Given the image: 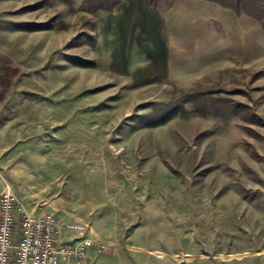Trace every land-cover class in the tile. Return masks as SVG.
I'll return each instance as SVG.
<instances>
[{
  "label": "rangeland",
  "instance_id": "rangeland-1",
  "mask_svg": "<svg viewBox=\"0 0 264 264\" xmlns=\"http://www.w3.org/2000/svg\"><path fill=\"white\" fill-rule=\"evenodd\" d=\"M82 1L0 0L7 95L0 159L12 192L37 216L52 212L61 224H81L107 243L112 235L123 248L165 242L188 254L186 264H264L260 24L237 16L254 33L239 40L237 25L206 23L196 34L213 39V50L188 62L183 25L162 20L159 35L179 53L176 65L167 74L133 77L122 40L114 44L121 37L105 32L120 4L88 14ZM175 1L159 0L162 19ZM139 35L148 51L159 38L146 29ZM211 96L217 106L226 98L229 111L198 103ZM174 102L179 111L167 112Z\"/></svg>",
  "mask_w": 264,
  "mask_h": 264
},
{
  "label": "crops",
  "instance_id": "crops-1",
  "mask_svg": "<svg viewBox=\"0 0 264 264\" xmlns=\"http://www.w3.org/2000/svg\"><path fill=\"white\" fill-rule=\"evenodd\" d=\"M237 16L235 12L233 13L212 2L202 0H176L174 7L164 17V21L167 22L168 26H171L174 22H179V24L183 25L182 30L185 32L182 41H188L185 50L188 51L190 56L188 62H192L202 57L206 52L213 50V39H208L209 36L205 34L198 35L205 27H210L206 23L210 24L213 21H222L230 28L237 25L241 33L239 40L243 39V32L247 35L248 31L242 26V21L245 23L249 21L242 20L241 17ZM181 18L185 20L183 23ZM108 19V23L113 20V24L109 30L105 28V32L107 31L108 35L115 39L118 38V35L121 37L119 40L116 39L114 44L122 40L119 50L124 55L122 61L126 62V73L133 75V77L144 76L145 74L146 76H153L157 73L163 75L164 73L167 74L172 65H176L175 56L179 53L172 54L171 51L169 52L166 41L163 36L159 35L157 15L153 7L148 5V0H124L118 6L117 12L110 13V18ZM189 27H191V30H188ZM145 29L149 31L150 36L154 40L155 37L160 38L156 39V44L151 51H148L150 48L149 45L145 46L144 49L142 46L143 42L139 39L141 37L139 35L140 32L143 34ZM186 31L193 32V36H187ZM196 31L198 34H196ZM145 34H147V31ZM250 34L253 36L254 33L252 30H250L247 36ZM102 39L107 41L108 38H100L98 40V47L103 45L100 43ZM134 50L138 53L142 51H148L149 53L144 57L141 56L142 54L136 55ZM134 55L137 57H134ZM183 60L179 58L178 62ZM140 61H144L145 63L141 65ZM183 62L186 61L184 60ZM143 65L146 66L145 69L139 68L138 71L135 70L138 67H145ZM5 74L6 69L2 59L0 60V106L2 102L7 100ZM1 78L4 80L2 81ZM1 87H3V92L1 91ZM3 114H7L6 108H3V110L0 108V116H3ZM5 147H9V145L2 146V148ZM5 164L6 158L4 160L0 159V195L7 189L12 191V183L10 184L12 175L10 176L6 168L4 169ZM24 200L21 201L23 202ZM23 206L28 213L36 215L37 210L31 207L28 201L27 203L23 202ZM111 236H106L108 237L106 240H109L108 243L100 237H91L94 241L103 243L106 249L104 251L98 248L92 250L90 253L91 259L85 262V264H186L187 260H189L187 258L188 254L183 253V256H179L176 251L172 252L165 242L136 244L135 242L132 243V241H129V245L123 248L124 243L122 241L120 243ZM125 252L128 253L129 257L123 256ZM116 257L119 259L114 261L113 259Z\"/></svg>",
  "mask_w": 264,
  "mask_h": 264
},
{
  "label": "built area",
  "instance_id": "built-area-1",
  "mask_svg": "<svg viewBox=\"0 0 264 264\" xmlns=\"http://www.w3.org/2000/svg\"><path fill=\"white\" fill-rule=\"evenodd\" d=\"M95 248L106 246L81 224L63 225L52 212L30 214L10 189L0 195V264H85Z\"/></svg>",
  "mask_w": 264,
  "mask_h": 264
},
{
  "label": "trees",
  "instance_id": "trees-1",
  "mask_svg": "<svg viewBox=\"0 0 264 264\" xmlns=\"http://www.w3.org/2000/svg\"><path fill=\"white\" fill-rule=\"evenodd\" d=\"M62 3L72 5L74 0H60ZM202 1H208L215 3L219 6H221L224 9H227L229 11L235 12L238 16H246L250 17L251 19H254L257 23L260 24L263 32H264V0H202ZM123 0H83L81 4V9L84 12L89 13H97L98 11H113L115 7H117L119 4H121ZM158 3L159 0H148V5L150 7H153L155 10V13L157 15V21L159 24V27L161 29L162 24L164 23V19L161 18L159 10H158ZM216 100L213 96L209 97L208 100L199 101L198 103H203L205 109L214 107L216 112L218 110L223 115L229 111L228 109V100L222 96L220 98V102L224 100V103H222L221 106L216 105ZM180 102H174L172 104H166V111L169 113H175L179 111L180 108L179 105ZM212 106V107H211ZM166 113V112H165ZM164 113V114H165ZM162 114V115H164ZM251 116L248 118V120L252 123L257 122L255 120V117L253 116V113H250ZM166 115V114H165ZM164 115V116H165Z\"/></svg>",
  "mask_w": 264,
  "mask_h": 264
},
{
  "label": "bare ground",
  "instance_id": "bare-ground-1",
  "mask_svg": "<svg viewBox=\"0 0 264 264\" xmlns=\"http://www.w3.org/2000/svg\"><path fill=\"white\" fill-rule=\"evenodd\" d=\"M76 264H83V258H81V259H76Z\"/></svg>",
  "mask_w": 264,
  "mask_h": 264
}]
</instances>
